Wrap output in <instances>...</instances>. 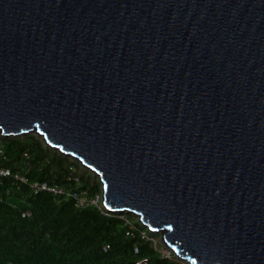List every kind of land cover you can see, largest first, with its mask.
I'll return each mask as SVG.
<instances>
[{"label": "water", "instance_id": "water-1", "mask_svg": "<svg viewBox=\"0 0 264 264\" xmlns=\"http://www.w3.org/2000/svg\"><path fill=\"white\" fill-rule=\"evenodd\" d=\"M91 170L188 264H264V0H0V136Z\"/></svg>", "mask_w": 264, "mask_h": 264}, {"label": "trees", "instance_id": "trees-1", "mask_svg": "<svg viewBox=\"0 0 264 264\" xmlns=\"http://www.w3.org/2000/svg\"><path fill=\"white\" fill-rule=\"evenodd\" d=\"M0 149V168L11 171L0 182V264H188L134 214L79 206L68 194L101 195L98 178L37 134L0 136Z\"/></svg>", "mask_w": 264, "mask_h": 264}, {"label": "built area", "instance_id": "built-area-1", "mask_svg": "<svg viewBox=\"0 0 264 264\" xmlns=\"http://www.w3.org/2000/svg\"><path fill=\"white\" fill-rule=\"evenodd\" d=\"M0 153H1V149H0ZM10 175H11L10 169L0 168V182H1L2 178L6 177V176H10ZM23 181H26V180H23ZM33 188L36 191L47 190V191H51V192H54V193H64L63 190H61L59 188H56V187H49L47 184H34ZM68 195L73 196L74 198H76L77 199V203H78L79 206H88V205H94L96 207H100L101 206V200H102L101 199V195H96L93 198H88L86 196H78V195H76L74 193L73 194L69 193Z\"/></svg>", "mask_w": 264, "mask_h": 264}, {"label": "rangeland", "instance_id": "rangeland-1", "mask_svg": "<svg viewBox=\"0 0 264 264\" xmlns=\"http://www.w3.org/2000/svg\"><path fill=\"white\" fill-rule=\"evenodd\" d=\"M155 237H157L158 238V240H157V242H158V244H160V234H158V235H155ZM156 241V240H155ZM164 246V245H163ZM168 250V248H166L165 246L163 247V252L165 253V254H168L169 252L167 251ZM171 251V250H170Z\"/></svg>", "mask_w": 264, "mask_h": 264}, {"label": "clouds", "instance_id": "clouds-1", "mask_svg": "<svg viewBox=\"0 0 264 264\" xmlns=\"http://www.w3.org/2000/svg\"><path fill=\"white\" fill-rule=\"evenodd\" d=\"M102 196V195H101ZM102 199V198H101ZM101 202H102V200H101Z\"/></svg>", "mask_w": 264, "mask_h": 264}]
</instances>
